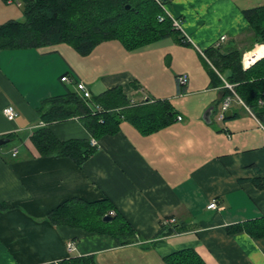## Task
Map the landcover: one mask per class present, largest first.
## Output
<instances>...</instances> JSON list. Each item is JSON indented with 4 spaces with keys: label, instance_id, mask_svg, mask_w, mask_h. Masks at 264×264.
I'll list each match as a JSON object with an SVG mask.
<instances>
[{
    "label": "crops",
    "instance_id": "obj_1",
    "mask_svg": "<svg viewBox=\"0 0 264 264\" xmlns=\"http://www.w3.org/2000/svg\"><path fill=\"white\" fill-rule=\"evenodd\" d=\"M168 3L165 12L180 23V36L135 51L119 41L103 42L86 57L67 44L0 49V140H11L0 146V264H58L81 256L96 264H167L185 249L206 264H264V237L236 229L264 219V189L255 182L264 178V120L227 89L230 72L220 73L204 55L211 47L238 48L243 58L263 59L264 44L256 42L244 12L264 0ZM19 8L0 0V26L24 21ZM67 74L71 84L61 81ZM77 82L95 95L122 88L132 105L169 101L176 120L151 134L123 121L117 134L100 139L81 119L45 124L43 102L64 95L65 85L77 91ZM228 97L231 114L221 120ZM10 106L18 113L14 121L4 114ZM42 128L62 142L95 141L98 151L81 167L43 157L31 141ZM70 199L109 200L136 240L122 246L107 235L53 225L48 216ZM214 201L219 209L209 208ZM166 219L180 233L166 235Z\"/></svg>",
    "mask_w": 264,
    "mask_h": 264
},
{
    "label": "trees",
    "instance_id": "obj_2",
    "mask_svg": "<svg viewBox=\"0 0 264 264\" xmlns=\"http://www.w3.org/2000/svg\"><path fill=\"white\" fill-rule=\"evenodd\" d=\"M24 21H11L0 26V49H29L70 45L83 56L91 55L103 42L119 41L128 51L180 36L172 18L156 0H22ZM166 6L169 0H160ZM129 7V9H128ZM257 43L264 44V4L247 10ZM164 18L160 21V18ZM186 40L181 37V41ZM190 44L189 42H187ZM208 61L220 72H230L227 81L236 85L240 99L264 120V58L248 70L242 66L243 53L238 48L223 52L211 47L204 52ZM213 75V74H212ZM69 77L65 75L63 79ZM66 86V93L43 102L39 114L45 124L81 119L95 139L115 135L123 121L130 122L143 134H151L172 124L177 112L169 101H148L132 105L122 88H114L90 98ZM231 95L228 92L226 96ZM47 106L49 108L47 109ZM31 141L41 156L72 159L82 166L97 151L90 140L62 142L48 129L36 130ZM264 189V178L255 181ZM109 201L86 202L70 199L55 210L48 219L59 227L82 229L89 233L107 235L120 245L136 240V233L125 217ZM112 217L105 221V217ZM254 237H264V219L236 228ZM166 235L180 233V226L163 227ZM233 231V229H231ZM167 264H206L194 249H185L166 258ZM58 264H96L92 256L72 257Z\"/></svg>",
    "mask_w": 264,
    "mask_h": 264
},
{
    "label": "built area",
    "instance_id": "obj_3",
    "mask_svg": "<svg viewBox=\"0 0 264 264\" xmlns=\"http://www.w3.org/2000/svg\"><path fill=\"white\" fill-rule=\"evenodd\" d=\"M10 4H17L18 6H22L23 5V1L22 0H7ZM163 8H164V10H165V6H163V4L161 3V1L160 0H156ZM173 19V22H174V27L175 28H180V23L179 22H177L174 18H172ZM164 20V18L162 17V18H160V21H163ZM226 40V37H223L222 38V41H225ZM259 60V58H258V56H256V54H246L245 56H244V58H243V67H244V69L245 70H248L249 68H251L252 66H254L256 63H257V61ZM63 81L65 82V83H67V84H71L72 83V80L69 78V77H65L64 79H63ZM188 78H187V76H182V77H180V84L182 85V86H186L187 84H188ZM226 87H227V89H229L231 92H232V94H234L235 96H236V98H237V100H238V102L239 103H241V104H244V102L237 96V94H236V91H235V86L234 85H232V84H230V83H226ZM78 90L81 92V93H83L84 94V96H85V98H90L91 96V94H90V92H89V90H88V88L84 85V84H79L78 85ZM232 98H230V97H228L224 102H223V108H222V113L220 114V119L221 120H223V119H225V116H226V112L228 111V109H229V107H230V105L232 104ZM4 114H5V116L7 117V119L8 120H10V121H14L15 119H16V117H17V115H18V113H17V111H16V109L14 108V107H12V106H10V107H8V108H6L5 110H4ZM182 118H179V120H181ZM262 127H263V129H264V126L262 125ZM92 146H96L97 144H96V142L95 141H93L92 143ZM219 205H218V203L216 202V201H214V202H212L211 204H210V206H209V208L210 209H212V210H216V209H219ZM115 215V212H111V216H114ZM175 223V220L174 219H166L165 221H164V225H166V226H168V225H172V224H174ZM73 249H74V245H73V243H69V250H70V252H72L73 251Z\"/></svg>",
    "mask_w": 264,
    "mask_h": 264
},
{
    "label": "water",
    "instance_id": "obj_4",
    "mask_svg": "<svg viewBox=\"0 0 264 264\" xmlns=\"http://www.w3.org/2000/svg\"><path fill=\"white\" fill-rule=\"evenodd\" d=\"M128 9H129V7H128ZM214 110H215V108H214V107H211V108L206 112V114H205V116H204L205 120L208 121V120L210 119V117H211V115H212V113H213ZM230 114H231L230 111L227 112V115H230ZM10 142H11L10 139H7V138L1 139V140H0V146L5 145V144L10 143ZM104 220H105V221H111V220H112V217H110V216H106Z\"/></svg>",
    "mask_w": 264,
    "mask_h": 264
},
{
    "label": "rangeland",
    "instance_id": "obj_5",
    "mask_svg": "<svg viewBox=\"0 0 264 264\" xmlns=\"http://www.w3.org/2000/svg\"><path fill=\"white\" fill-rule=\"evenodd\" d=\"M167 7H170V4L169 3L167 4ZM18 10H20L23 13V10L22 9L19 8Z\"/></svg>",
    "mask_w": 264,
    "mask_h": 264
}]
</instances>
